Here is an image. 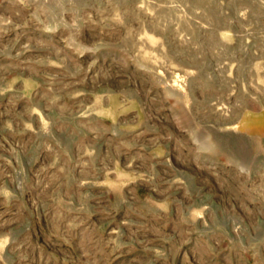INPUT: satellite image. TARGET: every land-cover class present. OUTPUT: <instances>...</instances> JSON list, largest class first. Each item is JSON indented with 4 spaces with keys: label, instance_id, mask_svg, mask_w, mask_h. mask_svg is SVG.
Here are the masks:
<instances>
[{
    "label": "rangeland",
    "instance_id": "rangeland-1",
    "mask_svg": "<svg viewBox=\"0 0 264 264\" xmlns=\"http://www.w3.org/2000/svg\"><path fill=\"white\" fill-rule=\"evenodd\" d=\"M0 264H264V0H0Z\"/></svg>",
    "mask_w": 264,
    "mask_h": 264
}]
</instances>
